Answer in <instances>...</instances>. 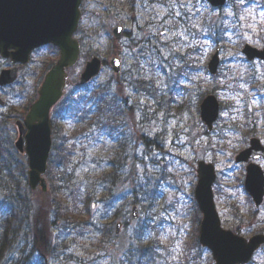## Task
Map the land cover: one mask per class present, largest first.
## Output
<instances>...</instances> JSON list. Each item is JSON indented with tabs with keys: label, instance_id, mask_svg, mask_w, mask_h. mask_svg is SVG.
<instances>
[{
	"label": "rangeland",
	"instance_id": "1",
	"mask_svg": "<svg viewBox=\"0 0 264 264\" xmlns=\"http://www.w3.org/2000/svg\"><path fill=\"white\" fill-rule=\"evenodd\" d=\"M261 1L264 0H253L249 7L236 14L229 5L215 8L205 0H82V18L76 34L81 43V56L77 65L68 70L71 82L68 90L77 98L90 96L93 90L108 86L123 107V112L118 115L121 124L116 125L113 134L98 132L93 127L76 139L81 155L78 164L83 169L97 170L92 175L102 168L104 171L112 169L109 163L116 156L121 162L119 168L123 174L109 199L114 202L112 209L109 202L99 204L101 198L110 195L106 191L108 185H99L96 178L83 183L94 204L91 208L93 220L111 223L114 239L110 243H100L89 226L67 236L65 253L60 249L44 258L41 252L32 248L34 243L29 234L19 238L16 255H11L4 264H118L135 236L134 229L146 217L152 226L147 240L160 243L156 264H214L211 251L196 243L202 218L194 196L200 160L216 167L217 180L213 190L222 226L246 238L264 227V204L256 208L244 188L247 163L235 161V156L249 145L252 136L264 144V62H249L241 52L245 44L264 48ZM221 14L227 18L229 29L223 33V42L218 44L207 36L204 27L215 23ZM118 25L124 27L125 35L115 41L112 31ZM190 48L199 60L197 64L206 67L207 74L200 72L192 83L185 85L186 88L195 91L203 87L205 90L214 81L220 86L218 96L225 106L210 135L205 134L207 129L200 121V111H194L198 113L196 119L187 111L169 112L165 102L156 103L154 97L144 95L143 88L139 90L143 94L130 89L138 71L149 77L157 74L161 95L167 88L166 73L170 66L179 63L173 58L183 56ZM217 48L220 49L221 74L212 75L207 65ZM92 56L101 58L105 65L96 78L80 87V74ZM112 57L121 59V74H116L109 64ZM59 58L58 47L43 46L33 52L28 64L19 65V77L14 84L0 86V97L6 101V105L0 107V133L12 145L18 135L16 120L23 119L28 105L37 97L44 75ZM14 65L0 56V72ZM235 80L241 81L243 92L235 90L238 84ZM247 111L256 135L245 133L252 129L246 126ZM65 127L73 129V126ZM92 131L94 133L90 134ZM10 153L25 165L27 172V155L15 147ZM256 163L264 169L263 159ZM83 175L84 171H79L76 177ZM21 185L22 193L31 200L34 215L41 207L44 211L49 209L48 189L44 193L40 186L32 189L24 182ZM155 185L157 203L143 213L144 194L149 192L151 195ZM135 200L138 219L132 216ZM118 222L122 226L116 234ZM54 234L53 229L52 243ZM250 264H264V247Z\"/></svg>",
	"mask_w": 264,
	"mask_h": 264
},
{
	"label": "trees",
	"instance_id": "2",
	"mask_svg": "<svg viewBox=\"0 0 264 264\" xmlns=\"http://www.w3.org/2000/svg\"><path fill=\"white\" fill-rule=\"evenodd\" d=\"M252 1L228 0L226 6H231L238 14L245 7H249ZM260 3L259 7L263 8L264 1ZM220 16L215 23L204 27L207 36L218 44L220 41L223 42V33L229 29L227 18L222 14ZM193 52L194 49L190 48L183 56L177 55L173 58L174 61L177 59L179 63L175 66H170V71L166 73L165 84L167 88L161 95L159 93V82L156 79L157 74L149 77V75H141L138 71L134 82L130 84V89L143 94L139 91L143 88L145 90L144 95L147 94L154 97L156 103L158 101V104H160V100L165 102L169 112L173 110H177L180 113L187 111L189 115L196 119L204 97L209 93L218 95L217 88H220V86L213 81L212 85L206 87L205 90L203 87H198L195 91H190V89L186 88L185 85L192 83L194 77L200 75V72L207 74L206 67L202 64H197L199 60L196 59ZM196 70L200 71L196 73ZM240 82L236 81L235 83L238 84L233 85L236 86L235 90L243 92ZM243 82H246V80ZM223 85L228 87V85ZM111 92V89L107 86L93 90L90 96L81 95L76 98L69 91L53 109L51 115L53 143L47 172L48 194L51 204L49 209L45 211L41 207L36 215L32 213L33 207L30 198L22 193L21 184L24 182L25 186L28 185L27 172L24 169L25 165L19 162L13 153H10L11 149H14V143L12 145L0 133V264L6 263L11 255H16L19 238L22 236L26 237L29 234H31L34 243L32 248L48 256L53 252H58L60 249L65 253L68 248L66 243L68 241L67 236L73 231L88 229L90 228L89 226H92L90 228L93 231L92 235L98 238L100 243L113 241L112 224L108 222L101 224L102 220H93L94 216L91 208L94 204L92 200L90 201L91 193L83 183L96 178V182L99 185H108L106 191L110 195H106L103 199L101 198L99 204L105 205L104 201L106 203L109 202L111 205L108 206L112 209L114 202L109 199L113 196L112 194H114L118 185V180L123 174L119 168L121 162L116 156L109 163L113 166L112 169L104 171V168H102L96 175H92L97 170L94 171L91 168L83 169L78 164L81 155L78 154V143L76 141L80 134L90 132V128L96 127L98 132L103 133L104 131H109L111 135V133H114L116 125L121 124L118 122V115L123 112V107L120 100ZM184 97L186 98L183 99ZM223 108L225 109V106ZM245 117L247 128L249 126L252 128L251 131L248 129L245 133L256 135L257 132L253 129L250 121L252 117L248 115V111ZM65 126H73V129L68 130ZM203 128L206 129L205 127ZM220 131L222 132V130ZM93 133L94 131L90 134ZM205 134L210 135L207 130ZM118 155L121 156V153ZM15 171H18V174ZM79 171H84V175L81 178L76 177ZM156 187L157 185L154 186V190L152 188L151 195L149 192L143 193L146 196L141 202L142 207L145 209V211L142 209L143 213L150 211L154 204L157 203L158 197L156 194L158 189ZM136 202L137 200L134 201V204ZM116 216H119L118 213ZM34 217L35 219L32 220ZM42 219L43 221L41 222ZM149 220V217H146L144 221L138 223L137 228L134 229L135 236L130 241L124 257L118 264H156L158 261L157 249L160 243L153 239L147 240L148 234L152 231ZM53 229L55 234L52 243L50 242V236ZM258 232H264V227H261ZM71 241L75 244L74 238ZM196 243L199 245L198 238ZM78 245L81 246L80 243ZM70 257H72L71 254Z\"/></svg>",
	"mask_w": 264,
	"mask_h": 264
},
{
	"label": "water",
	"instance_id": "3",
	"mask_svg": "<svg viewBox=\"0 0 264 264\" xmlns=\"http://www.w3.org/2000/svg\"><path fill=\"white\" fill-rule=\"evenodd\" d=\"M213 7H223L227 0H207ZM82 0H0V55L13 63L27 64L34 49L47 44L60 48V58L45 74L37 91V98L29 107L23 120L15 125L18 137L14 144L18 151L28 157V184L38 186L46 193L48 183L45 175L52 149L51 110L64 96L68 83V69L75 66L80 57V43L75 38L81 19ZM123 26L113 29L115 41L123 37ZM243 53L248 60H264V48L259 49L245 44ZM219 49L208 63V70L216 74L220 63ZM110 64L116 74L121 73V60L112 57ZM103 62L93 56L86 62L80 76L85 85L98 76ZM17 66L3 69L0 73V86L14 83L18 78ZM0 97V106H5ZM220 114V102L214 94H208L200 105V117L209 131ZM264 158V145L259 138L253 137L250 146L236 156L237 162ZM198 181L195 198L202 213L199 242L208 248L215 264H248L254 253L264 245V233L243 237L222 226L218 213L213 185L217 174L215 166L204 160L198 162ZM245 188L254 205L260 207L264 202V171L262 167L250 162L247 166ZM132 215L138 218V208L132 207ZM122 223L116 225L119 234Z\"/></svg>",
	"mask_w": 264,
	"mask_h": 264
}]
</instances>
